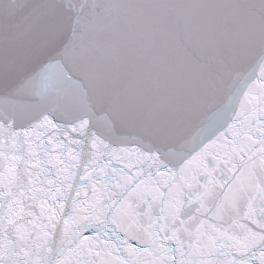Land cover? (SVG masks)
<instances>
[{"label": "snow or ice", "instance_id": "6c2138e0", "mask_svg": "<svg viewBox=\"0 0 264 264\" xmlns=\"http://www.w3.org/2000/svg\"><path fill=\"white\" fill-rule=\"evenodd\" d=\"M0 264H264V0H0Z\"/></svg>", "mask_w": 264, "mask_h": 264}]
</instances>
